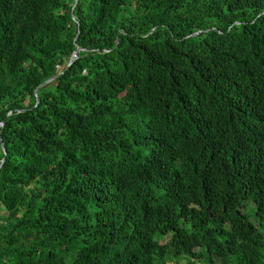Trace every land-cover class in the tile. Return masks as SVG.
Here are the masks:
<instances>
[{
	"label": "trees",
	"instance_id": "trees-1",
	"mask_svg": "<svg viewBox=\"0 0 264 264\" xmlns=\"http://www.w3.org/2000/svg\"><path fill=\"white\" fill-rule=\"evenodd\" d=\"M75 3L0 0V264H264V0Z\"/></svg>",
	"mask_w": 264,
	"mask_h": 264
},
{
	"label": "water",
	"instance_id": "water-1",
	"mask_svg": "<svg viewBox=\"0 0 264 264\" xmlns=\"http://www.w3.org/2000/svg\"><path fill=\"white\" fill-rule=\"evenodd\" d=\"M77 1H78V0H76V3H77ZM76 3L74 4V7L76 6ZM81 50H82V49L78 48L77 51L74 52V54H73V58L71 59L70 64H71L73 61H75L76 59H78V57H79V53H80ZM53 79H55V78H52V79L48 80L47 82H45L44 84H42L40 87L46 86L47 83L51 82ZM37 101L39 102V100H37ZM4 123H5V121L1 124V126H4ZM2 146H3V149H4L5 154H6L7 151H6V147H5L4 143H2Z\"/></svg>",
	"mask_w": 264,
	"mask_h": 264
},
{
	"label": "rangeland",
	"instance_id": "rangeland-1",
	"mask_svg": "<svg viewBox=\"0 0 264 264\" xmlns=\"http://www.w3.org/2000/svg\"><path fill=\"white\" fill-rule=\"evenodd\" d=\"M1 222H3L2 218H0V223ZM165 241H167V237L166 236H162V238L160 239V242L163 243ZM201 250L204 251V252H212L214 250V245H213L212 241L208 240L206 248L201 249ZM188 264H192V262L188 263Z\"/></svg>",
	"mask_w": 264,
	"mask_h": 264
}]
</instances>
